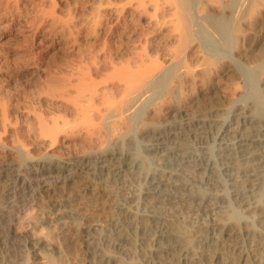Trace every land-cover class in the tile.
Instances as JSON below:
<instances>
[{
  "label": "bare ground",
  "instance_id": "bare-ground-1",
  "mask_svg": "<svg viewBox=\"0 0 264 264\" xmlns=\"http://www.w3.org/2000/svg\"><path fill=\"white\" fill-rule=\"evenodd\" d=\"M59 6L0 0V264L36 205L85 264H264V0L108 1L85 48Z\"/></svg>",
  "mask_w": 264,
  "mask_h": 264
},
{
  "label": "rangeland",
  "instance_id": "rangeland-1",
  "mask_svg": "<svg viewBox=\"0 0 264 264\" xmlns=\"http://www.w3.org/2000/svg\"><path fill=\"white\" fill-rule=\"evenodd\" d=\"M60 6L57 8L58 11L56 12L58 16L62 19L70 20V17H73V19L81 18L83 19L85 25H84V33L81 34V47L85 48L87 45V42L90 41L91 35H89L85 30H87L86 26H89L91 21L94 20L96 17L97 11L100 8L101 4L107 3L108 1L118 3L120 0H59ZM69 18V19H68ZM22 42V41H21ZM44 42H40L41 52L38 56L40 59H44V63H41L40 59L37 67L41 70L42 66L43 68L48 64V62L52 61L54 62L57 60L59 56L63 55L64 52L61 48L58 47L56 44L52 45H43ZM39 45V46H40ZM35 51L39 49L36 47H33ZM63 52V54H62ZM44 54V56H43ZM61 54V55H60ZM43 56V58H42ZM54 58H56L54 60ZM60 58V57H59ZM46 59H48L46 61ZM43 62V61H42ZM47 62V64L45 63ZM50 62V64L52 63ZM43 64V65H42ZM42 68V69H43ZM40 205H36L34 209L26 214V218L21 219L15 226L14 231L18 233H26L28 236V239L31 241H42L40 243V246L45 247L44 251L36 249L38 251V255L36 256L35 261H31V259H34L35 257H28V260L32 262L31 264H85L84 260V254L81 249L75 243L73 240H71L70 237H60L61 233L60 230L57 229L54 225L51 226L49 229H45L41 225V221L38 219V217L42 216L43 213H41V210H39ZM21 224L24 225L21 227ZM69 229V228H68ZM69 232L73 231V228L69 229ZM64 241V242H62ZM34 249L37 247L34 242ZM58 254H63L62 256H58ZM47 255H50L52 257L51 263H48L47 261Z\"/></svg>",
  "mask_w": 264,
  "mask_h": 264
}]
</instances>
